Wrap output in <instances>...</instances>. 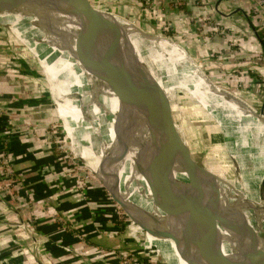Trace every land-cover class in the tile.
Returning a JSON list of instances; mask_svg holds the SVG:
<instances>
[{
	"label": "rangeland",
	"instance_id": "rangeland-1",
	"mask_svg": "<svg viewBox=\"0 0 264 264\" xmlns=\"http://www.w3.org/2000/svg\"><path fill=\"white\" fill-rule=\"evenodd\" d=\"M91 2L99 8L123 15L148 32L170 37L184 46L190 42L204 46V50L198 51L196 49L200 47L190 45L192 54L189 53L194 59L196 57L195 60L212 80L248 100L252 106H261L264 100V54L255 46L254 34H242L236 30L230 32L208 17H198L195 12L189 13L190 18L182 21V25H185L182 28L188 29L190 25L195 29L182 31L176 24L179 23L178 19L168 21L163 14L164 0ZM174 3L181 8L187 5L184 0H174ZM133 8L139 10L136 13L140 14L138 18ZM250 15L252 28L255 27L262 38L264 12L251 10ZM142 21L149 22L152 27L144 26ZM3 23L11 24L14 31L9 26H4L0 31V57L6 58L0 72L14 74L18 80L23 79L25 74V79H34V84L25 82L27 87L23 100L15 95V91L8 93L5 90L9 96L0 91V202H10L9 210L5 213L0 209V232L7 229L8 234L15 237L31 232L39 240L33 244L32 250L22 241L12 242L17 248L8 252V248L14 247L12 244L6 248L0 247V264L5 256L20 257L21 252L27 253L29 259L33 257L48 264H163L158 246L149 240L147 232L139 224L132 223L126 210L120 206V196L135 205L139 204L131 183L118 170L121 162L118 168L115 164L119 178L114 165L110 163V156H115L116 143L107 115L100 112L103 109L99 106L95 88L81 72L64 64L29 29L11 18ZM214 38L221 39L225 46H217L214 42L215 45L210 48L209 43ZM15 71H22L23 76ZM67 84L76 85L74 96H68L67 102L63 100L58 105L71 103L69 105L73 108L85 106L83 116L80 114L83 120L77 118L74 110L61 118L53 115L50 120L46 119L50 123L48 127L45 126L46 122L41 123L42 130L32 134L37 138L36 142L30 141L29 136L24 137V129L16 126L11 118L25 116L28 119L30 115L33 117L37 112H42L46 106L51 109L57 93L62 92L61 95L67 97L64 94L69 88ZM83 96L85 100L81 98ZM78 99L81 104H78ZM81 99L86 102L82 103ZM176 99H179L176 104L180 109L178 118L181 120L185 115L189 116L185 123L189 124L194 134L193 142L198 145L197 159L206 173L213 175L218 187L225 182L231 187V182L240 179L239 176L237 178L239 166L234 167L226 151L222 127L203 117L201 106L190 96L179 93ZM64 108L62 110L67 109ZM195 117L199 118L198 127L194 124ZM34 125L32 120H27L25 131L32 130ZM65 130L74 140L72 148L85 160L71 150V140ZM99 160L100 165L105 163L111 176H114L111 184L101 181L94 172V169H98ZM208 189V200H216L217 192H213L209 186ZM222 191L223 196L229 199L231 190ZM217 204L232 209L228 200L219 199ZM218 211L221 209L218 208ZM214 225L222 240L227 243L239 242V228L234 221L218 218L214 220ZM0 234L3 237L8 235ZM43 250L50 251L45 252L46 258L43 257ZM62 251L76 255L71 260H63L60 257Z\"/></svg>",
	"mask_w": 264,
	"mask_h": 264
},
{
	"label": "bare ground",
	"instance_id": "bare-ground-1",
	"mask_svg": "<svg viewBox=\"0 0 264 264\" xmlns=\"http://www.w3.org/2000/svg\"><path fill=\"white\" fill-rule=\"evenodd\" d=\"M72 17L61 13H26L23 15L17 13L14 14V17L10 18L29 29L40 41L49 46L63 59L70 68L77 69L93 85L97 93L99 106L107 115L114 133L116 143L114 157L119 159L111 165H114L113 169L119 177L117 168L118 163L121 162L124 175L131 180L134 187L138 206L142 209L150 228L155 233L161 229L164 222L172 221L168 216L173 198L170 190V182L164 175V170L158 155L159 152L156 146L157 139H154L155 133L153 130L155 120L152 113L147 109L143 87L125 66H120L122 62L118 56L106 55L97 46L78 41L76 39V33L80 30L81 26L75 24L73 22L75 20ZM127 28H129L128 32L136 46L141 48L138 41L142 35L137 33L133 27ZM66 31L72 32L73 34H65L64 32ZM141 39L144 43H151L150 38L143 36ZM168 44L169 47L165 50V53L168 54L167 57L165 58L161 55L156 58L161 65L171 60V64L169 63L167 65L168 73L163 76L158 75L162 78V84L166 90L173 96L177 87L189 88V84L191 86L192 81L186 80L183 74L190 70L189 65L192 64L190 62L192 60L185 53H182L176 45L170 42ZM195 84L196 82L194 81L192 91H195V87H197ZM122 91L126 93L125 97L120 95L119 92ZM211 98L204 99L202 97L201 99L210 110L209 114L212 115V120L218 121L222 126L226 151L232 159L234 167L239 166V175L237 173V178L239 176L240 179L231 182V187H228V183L225 182L221 187L219 185V188L213 179V175L211 176L209 173H206V183L213 192H217V196L216 200L211 199L207 201L203 213L205 216H208L209 212L210 214L213 212L214 214L212 213V215L215 216L214 220L226 218L234 221L239 228V242L227 243L222 240L216 231L214 236L208 234L207 240L209 242L213 241L212 249L217 251V253H214V259L217 264H223V262L225 264H253L250 251V226L254 227L253 216L255 203L260 202L259 180L262 175H260L256 183L251 174V164L248 163V158H252L253 155H249L244 150L245 148H242L243 145H248L246 142L250 143V141L245 142V138L249 137V134L246 133V125L229 108H226L227 106L224 107ZM11 119L16 126L24 129V137L29 136L30 141L36 142L37 138L35 135L32 137V134L42 130L39 123H34L35 125L32 130L25 131L24 125H26L28 119L25 117L20 120L17 118ZM193 119L195 127H198L199 118L195 117ZM46 124L45 126L48 127L50 123L46 122ZM65 133L67 135L66 130ZM236 134H241L243 137L239 138ZM70 140L72 150L74 140L72 138ZM251 143L253 147H256L257 144H254L256 143L255 140H252ZM73 150L75 151V149ZM74 154L85 160L76 151ZM119 155H121V158ZM97 168L94 169V172L97 173L101 181L103 180L111 184V181L115 180L114 176H111L110 170L106 168L105 163L100 165L99 160ZM109 178L112 180H109ZM176 178L179 181L183 178L186 179L182 174H179ZM224 189L231 190L229 191L231 192L229 199L223 196L222 190ZM200 196L201 194L197 190H192L193 201H198ZM236 198L237 201L235 203ZM120 199L126 205L128 203V205L135 206L130 201H126L123 196H120ZM219 199L230 201L232 209L230 207L223 208L220 204H217ZM120 206L125 209L123 205L120 204ZM218 208L221 211H218ZM126 213L132 223L138 224V214L135 211L126 209ZM147 236L152 243L158 246L161 255L164 257L172 252L170 255L171 258L168 257L172 264H190L187 258L190 253V238L183 231L178 230L176 234L177 246L172 240H160L153 234L148 233ZM220 239L222 250H220V244L218 247L216 246Z\"/></svg>",
	"mask_w": 264,
	"mask_h": 264
},
{
	"label": "water",
	"instance_id": "water-1",
	"mask_svg": "<svg viewBox=\"0 0 264 264\" xmlns=\"http://www.w3.org/2000/svg\"><path fill=\"white\" fill-rule=\"evenodd\" d=\"M17 13L22 15L26 13H61L73 16L72 18L75 20L73 22L81 26L76 33V39L97 46L106 55L118 56L122 62L120 66H125L143 87L147 109L155 120L153 130L154 139H157L158 155L164 175L170 182L173 203L168 218H171L172 221L164 222L161 229L154 233L138 205L133 206L128 203L126 205L122 200L119 203L125 207V210L135 211L139 216L137 223L140 227L160 240H172L177 246L176 234L178 230L187 234L190 238V253L187 256L190 264H217L214 259V253L217 251L212 249L213 241L207 240L208 234H212V236L215 234V216L212 215L213 212L211 214L209 212L208 216L203 213L209 198V189L205 180L206 170L196 157L198 145L193 142L194 134L185 123L189 116L185 115L181 120L177 116L180 109L176 106L179 103V99L176 98L179 93L190 96L201 106L200 113L203 117L213 122L217 127H222L218 121L212 120V115L209 114L210 110L201 99L202 97L204 99L212 97L211 99L216 103L224 107L227 106L226 108H229L246 125V133L249 134V137L245 138V142L250 141V143L246 142L248 145H243L242 148H245L244 150L249 155H253L252 158H248V163L251 164V174L256 183L262 175L259 180L260 202L255 203L254 227L250 226V251L253 264H264V100L259 108L252 106L236 94L215 83L183 44L170 37L148 32L119 13L95 6L91 0H0V31L4 26H9L14 31L11 24L3 22L5 19L14 17V14ZM127 27H133L137 33L142 35L141 38L143 36L150 38L151 43H144L140 38L138 42L141 48H138ZM253 29L256 32L255 27ZM64 33L73 34L68 31ZM256 35L262 40L257 32ZM168 42L176 45L192 60L190 61L192 64L189 65L190 70L183 74L186 80L192 81L191 86L189 84V88L177 87L173 96L166 90L162 84V78L158 75L163 76L168 73L167 65L171 64V60L161 65L156 58L161 55L167 57L168 54L165 53V50L169 47ZM194 81L197 87H195V91H192ZM119 93L122 97L126 96L124 91ZM236 136L243 137L241 134H236ZM252 140H255L256 147L252 146ZM119 157L121 158V155ZM118 159L114 156L109 158L111 164L117 162ZM179 174L184 175L186 179L183 178L179 181L176 178ZM194 189L201 194L198 201L192 200V190ZM219 244L220 250H222L221 239L216 246L218 247ZM171 253L166 257L160 255L161 263L172 264L168 259ZM223 264L225 263L223 262Z\"/></svg>",
	"mask_w": 264,
	"mask_h": 264
},
{
	"label": "crops",
	"instance_id": "crops-1",
	"mask_svg": "<svg viewBox=\"0 0 264 264\" xmlns=\"http://www.w3.org/2000/svg\"><path fill=\"white\" fill-rule=\"evenodd\" d=\"M184 1H185V3H187V5L184 8L183 7L181 8L174 3V0H164L163 14L166 16L168 21H170V20L172 21V19H178L179 23H176L175 20H173V21L179 25V27L181 28L180 30L183 31L186 29V28H182V27H185V25H182V21L184 19L186 20V18H190L189 13L195 12L196 13L195 15H197L198 17L199 16L200 17L203 16L205 18L208 17V18L212 19L216 25H220L221 27L228 29V31L230 30V32H232V31L235 32V30H236L237 32H241L242 34L243 33L244 34L245 33L254 34V36L256 38L255 46L258 49L262 50V53L264 54V50L262 48V40L257 38L256 32L254 31V29L251 26L252 16L250 15L251 10H253V11L258 10L259 12H261V11L264 12V3H262L261 6L259 5V2L260 1L264 2V0H184ZM201 3H203V5H201ZM133 9H135L134 10L135 15L138 18L140 16V14L138 15L136 13L137 12L139 13V10H137V8H133ZM155 9H156V7H155ZM131 19H133V17ZM175 23H174L173 27L176 26ZM141 24H143L144 26H146V25L151 26V24L149 22H143L142 21ZM206 26H209V24H206ZM196 28H198V27H196ZM194 29H195V26L189 25V28L186 29V32H188L189 30L192 31ZM204 31H208V30H204ZM210 34H212V32ZM220 41H221V39H220ZM220 41H219V38H214L211 41V43H209V44H211V45H209V47L211 48L212 46H214L215 45L214 42H216L217 46H220L222 44V46L224 47L225 46L224 43L220 42ZM196 44L193 42H190L189 45L186 44L185 46L186 47L188 46L187 47L188 50H189L190 45L193 46L194 48H195V46L200 47ZM226 47H225V49H226ZM196 50H198V51L204 50V46H201L200 48H197ZM189 52L192 54V52L190 50H189ZM193 56L195 57V55H193ZM195 59H196V57H195ZM61 60L64 62V64H67L63 59H61ZM5 62H6V58L1 56L0 57V66L4 65ZM15 72L17 74L22 75L21 74L22 71L21 72L15 71ZM24 76H26V75L24 74ZM24 76H23V79L19 78V80H18L14 74L8 75V74H3L0 72V91H2L5 94H7V92H5V90H7L8 93L10 91H15L14 92L15 95L18 96L20 98V100H23L22 98L25 97L24 89L27 87L25 85V82L29 81L30 83L32 82L34 84V79L27 80V79H25ZM30 85H32V84H30ZM67 85L69 86V88L66 89L65 93H64L65 95H67V97L64 98V96L61 95L62 92H60V94L57 93L55 100L53 101L54 103L51 105V109H49L46 106L42 112H40V113L37 112L38 114L33 115V117H32V115H30L31 117H27L28 120L30 122L32 120L33 124L34 123L41 124V123L47 122V120H50V118L53 115L57 116V118H59L60 116L64 115L65 113H68L69 111L71 112V110H74L75 114L76 113L78 114L77 118H80V120H83V118L80 117V114L83 116L82 110L85 108V106H83L81 108H79V107L73 108L72 106L70 107V105H69L71 103H65V104L62 103V104L58 105V103L63 102V100H66V102H67L69 100V99H67L68 96L69 97L74 96L73 93L75 92L74 89H75L76 85H74V86H71L70 84H67ZM64 86H66V85H64ZM7 95L9 96V94H7ZM81 98L85 100L84 96ZM84 100H82L83 101L82 103L86 102V101L84 102ZM79 101L80 100L78 99V104H81V102H79ZM63 107H65L67 109L64 108L65 110H62ZM100 112L104 113L103 110H100ZM34 113H35V111H34ZM21 114H23V113H21ZM15 118H17L19 120L22 119L21 117H15ZM63 119H65V118L63 117ZM72 119H70V120H72ZM86 126H89V125L87 124ZM80 136H83V134ZM118 170L120 171V174L122 175V177L126 178L131 183V180L126 175H124L120 165H119ZM131 186H132V190L134 192V187H133L132 183H131ZM9 204H10V202L7 200H2V202H0V209H1V211L3 210V213H5L7 210H9ZM1 232H3L4 234L9 233V231L7 229H5ZM12 233H13V235H16V234H14V232H12ZM14 237L15 236H11L9 234L3 237L0 234V243H2V244H0V247L6 248L8 246L13 245L14 247L8 248V250H7V252H8L9 249L17 248L15 246V244H12V242L16 243L18 241H22V242L26 243L28 245V247H30L29 248L30 250H32L34 248L33 244L37 243L39 240L37 238L38 236H36V234L30 233V232H28V234L24 233V234L16 235L15 238ZM148 243H149V241H148ZM151 245H152V243H151ZM45 252H50V251H48V250L44 251L43 250V257L44 258L47 257ZM60 254H61L60 255L61 259H63V260L66 259L67 261L73 259L76 255L73 253H71V255H69L68 253H65V252L60 253ZM18 256H20V257H16L15 255H7L4 257V259L2 260L3 262H1V264H48V263L43 262L41 260L37 261L35 258L33 259V257H32V259H29L28 254L24 253V252L19 253ZM11 257H13V258L15 257L14 260ZM37 258H39V257H37Z\"/></svg>",
	"mask_w": 264,
	"mask_h": 264
},
{
	"label": "trees",
	"instance_id": "trees-1",
	"mask_svg": "<svg viewBox=\"0 0 264 264\" xmlns=\"http://www.w3.org/2000/svg\"><path fill=\"white\" fill-rule=\"evenodd\" d=\"M262 48H263V50H264V34H263V37H262ZM18 137H19V135H18ZM20 140V139H19Z\"/></svg>",
	"mask_w": 264,
	"mask_h": 264
},
{
	"label": "built area",
	"instance_id": "built-area-1",
	"mask_svg": "<svg viewBox=\"0 0 264 264\" xmlns=\"http://www.w3.org/2000/svg\"><path fill=\"white\" fill-rule=\"evenodd\" d=\"M262 3H264V2H263V1H260V2H259V5L261 6ZM255 11H257V10H255ZM263 34H264V33H263Z\"/></svg>",
	"mask_w": 264,
	"mask_h": 264
}]
</instances>
